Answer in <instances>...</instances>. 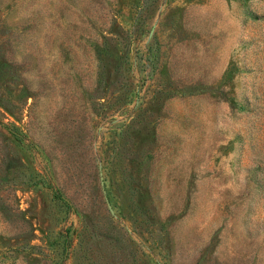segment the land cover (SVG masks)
Segmentation results:
<instances>
[{
  "label": "rangeland",
  "instance_id": "374dc122",
  "mask_svg": "<svg viewBox=\"0 0 264 264\" xmlns=\"http://www.w3.org/2000/svg\"><path fill=\"white\" fill-rule=\"evenodd\" d=\"M222 1L0 0V264H264V0ZM180 20L237 30L214 81L163 61ZM176 87L230 107L187 181L153 133Z\"/></svg>",
  "mask_w": 264,
  "mask_h": 264
},
{
  "label": "crops",
  "instance_id": "0c3cea01",
  "mask_svg": "<svg viewBox=\"0 0 264 264\" xmlns=\"http://www.w3.org/2000/svg\"><path fill=\"white\" fill-rule=\"evenodd\" d=\"M225 6L222 4V10ZM166 23L170 30L159 35V50L163 51L161 57L166 65L168 55V66H172L176 75L183 76L185 72L182 70L187 66L193 70L190 75L207 76L204 80L207 83L221 75L230 59L232 38L235 42L238 37L235 28L230 30L229 21L180 20ZM212 92L198 93L176 87L161 100L153 133L158 139L174 141L173 148L168 151L172 166L168 170L174 173L175 181L180 178L189 180L187 173L191 171V157H209L210 165L205 167V171L208 167L213 169V151L203 153L194 147L197 140L212 143L214 139L221 138V132L230 126V120L222 121L223 111L230 110L229 104L216 100ZM178 173L183 175L178 176Z\"/></svg>",
  "mask_w": 264,
  "mask_h": 264
}]
</instances>
